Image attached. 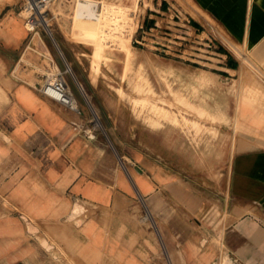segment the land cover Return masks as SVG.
Returning <instances> with one entry per match:
<instances>
[{
    "label": "crops",
    "instance_id": "1",
    "mask_svg": "<svg viewBox=\"0 0 264 264\" xmlns=\"http://www.w3.org/2000/svg\"><path fill=\"white\" fill-rule=\"evenodd\" d=\"M21 5L0 0V264H264V0L187 1L193 28L214 20L261 71L224 51L211 73L229 91L198 93L212 96L208 140L168 123L100 128L92 111H112L109 91L70 66L81 114L41 93ZM145 6L149 25L168 1Z\"/></svg>",
    "mask_w": 264,
    "mask_h": 264
},
{
    "label": "rangeland",
    "instance_id": "2",
    "mask_svg": "<svg viewBox=\"0 0 264 264\" xmlns=\"http://www.w3.org/2000/svg\"><path fill=\"white\" fill-rule=\"evenodd\" d=\"M76 1L58 5L60 14L53 27L56 44L48 37L45 40L61 68L70 64L74 73L88 75L90 80L96 79L103 88L108 89V103L112 111L104 115L97 113L99 117L94 113L93 116L94 123L98 118L102 124L108 120V125L104 123L106 131L114 121L118 129L138 125L157 129L168 123L176 129L183 127L202 134L207 140L218 137L219 129L213 127L216 118L211 111L212 96L198 98V93L205 88L212 93V90L219 88L229 91V85L220 83L217 76L211 73L217 72L216 69L223 64L224 51L237 55L246 70L261 75L258 64L245 54L246 49L230 41L214 20L205 17L201 19L199 29L191 26L190 16L186 12L189 0H167L168 7L158 18H154L152 29L146 25L145 4L148 0H96L102 4V8L103 5H113L127 11L124 10L122 17L113 19V25L107 26L112 28L115 35L122 36L124 49L117 44L108 45L113 43L111 40L104 42L107 57L94 61L92 47L85 41V37L83 39V32L77 31V36L73 27ZM131 11L137 12L134 19L130 17ZM127 48L131 50L129 59L124 52ZM23 61L35 64L36 70L40 72H46L50 67L49 60L36 53L24 55ZM188 63L195 70L190 95L182 88V75L186 73L183 68ZM93 64L96 66L94 69ZM17 69V76L28 77L32 82V71L21 74V67ZM68 76L73 85L74 75L70 72ZM234 89L235 86L232 87ZM220 196L221 205L215 212L224 219L221 223L224 227L230 218L229 197L225 189H222ZM223 264L230 262L226 260Z\"/></svg>",
    "mask_w": 264,
    "mask_h": 264
},
{
    "label": "built area",
    "instance_id": "3",
    "mask_svg": "<svg viewBox=\"0 0 264 264\" xmlns=\"http://www.w3.org/2000/svg\"><path fill=\"white\" fill-rule=\"evenodd\" d=\"M71 0H22L19 11L24 26L29 33L26 48H30L41 57L49 60L50 67L43 72V82L39 90L44 95L50 97L65 109L81 114L82 110L79 101L67 82V74L70 73L68 65L63 69L55 61L45 38L48 37L56 44L54 29L56 19L59 17V6L67 5ZM136 11H131L132 19L136 16ZM152 29V25L148 26ZM95 112L92 111L93 116Z\"/></svg>",
    "mask_w": 264,
    "mask_h": 264
},
{
    "label": "bare ground",
    "instance_id": "4",
    "mask_svg": "<svg viewBox=\"0 0 264 264\" xmlns=\"http://www.w3.org/2000/svg\"><path fill=\"white\" fill-rule=\"evenodd\" d=\"M136 1L138 2V0H136ZM75 4L76 5L74 8V16H73V25L74 26L73 27L75 28L76 35L78 32H81V31L83 32L81 34L83 36V39L85 37L86 38L85 41L92 47V54L94 57V61L100 59L101 57L102 58L107 57L104 42H108L111 40L113 43L108 44V45H112V44L116 45L117 44L124 49L125 41L122 38V36L115 35L114 32L112 31V28L107 27V26H108V24L113 25V22H112L113 19H116L118 16L122 17V15H123L122 13H124V10L126 12L127 11L126 9H123L120 6H113V5H111V6L103 5V8H102V7H100L102 4L96 0H77ZM136 6H137V4H136ZM113 14H114V16L110 17V15H113ZM117 28H118V26H117ZM77 36H79V35H77ZM124 52H126V57H127V59H129L131 50L129 48H127L126 51H124ZM68 67H69V65H68ZM95 67H96L95 64H93L92 68L94 69ZM126 68H128V61H127ZM203 80H205V79H203ZM94 81H97V80L94 79ZM199 81L201 82V80H199ZM96 119H97V117H96ZM97 124H98L97 126H100L99 121H97Z\"/></svg>",
    "mask_w": 264,
    "mask_h": 264
},
{
    "label": "trees",
    "instance_id": "5",
    "mask_svg": "<svg viewBox=\"0 0 264 264\" xmlns=\"http://www.w3.org/2000/svg\"><path fill=\"white\" fill-rule=\"evenodd\" d=\"M152 24H149V25H147V26H151ZM220 50H224V49H220Z\"/></svg>",
    "mask_w": 264,
    "mask_h": 264
},
{
    "label": "water",
    "instance_id": "6",
    "mask_svg": "<svg viewBox=\"0 0 264 264\" xmlns=\"http://www.w3.org/2000/svg\"><path fill=\"white\" fill-rule=\"evenodd\" d=\"M73 212H75V210H74ZM212 264H216V262H214V263H212Z\"/></svg>",
    "mask_w": 264,
    "mask_h": 264
}]
</instances>
